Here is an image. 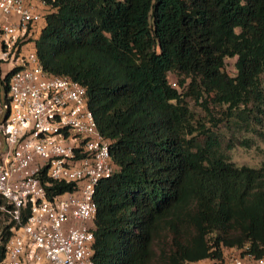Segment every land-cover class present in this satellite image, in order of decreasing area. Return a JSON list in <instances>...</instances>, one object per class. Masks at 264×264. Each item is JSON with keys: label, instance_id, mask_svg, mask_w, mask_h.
<instances>
[{"label": "trees", "instance_id": "obj_1", "mask_svg": "<svg viewBox=\"0 0 264 264\" xmlns=\"http://www.w3.org/2000/svg\"><path fill=\"white\" fill-rule=\"evenodd\" d=\"M41 1L43 25L19 38L15 55L32 49L47 74L83 86L97 131L111 140L115 169L92 196V263H221L223 249L263 257L264 160L230 162L212 129L221 119L195 117L187 99L243 122L264 115V0ZM15 69L0 72L4 114ZM39 178L47 198L73 189L44 169ZM8 209L0 197V264Z\"/></svg>", "mask_w": 264, "mask_h": 264}, {"label": "built area", "instance_id": "obj_2", "mask_svg": "<svg viewBox=\"0 0 264 264\" xmlns=\"http://www.w3.org/2000/svg\"><path fill=\"white\" fill-rule=\"evenodd\" d=\"M47 11L41 0H0V65L16 67L0 120V197L13 221L2 262L93 264L92 196L97 181L115 169L111 140L97 131L83 86L47 74L32 49L15 55L19 38L31 35ZM43 169L48 179L70 182L73 189L47 198ZM217 264H264V256L236 254Z\"/></svg>", "mask_w": 264, "mask_h": 264}, {"label": "rangeland", "instance_id": "obj_3", "mask_svg": "<svg viewBox=\"0 0 264 264\" xmlns=\"http://www.w3.org/2000/svg\"><path fill=\"white\" fill-rule=\"evenodd\" d=\"M233 61L234 58L225 59V71L228 75H233ZM7 66L1 65V71L3 72ZM264 79V75H262ZM169 83L175 82L174 86L177 90L180 89L177 83V77L173 74L167 75ZM264 87V81L262 82ZM4 93L2 86H0V120L4 113V106L2 105ZM188 105L193 112L194 116L207 121L209 117L220 118L215 130L218 138L220 139V145L223 152L227 155L230 162L234 165H246L249 167H257L261 161L264 160V115H261L259 121L256 122L253 116H249L246 122L237 120L235 117H225L224 106H215L211 104L207 105V110H203L200 106L193 102L191 99H187ZM209 127L211 122L206 123ZM230 144V148L226 145ZM2 147L0 141V148ZM225 259L228 260L231 256L236 255V252L223 249ZM208 260V259H207ZM194 263V262H192ZM191 264V263H187Z\"/></svg>", "mask_w": 264, "mask_h": 264}, {"label": "crops", "instance_id": "obj_4", "mask_svg": "<svg viewBox=\"0 0 264 264\" xmlns=\"http://www.w3.org/2000/svg\"><path fill=\"white\" fill-rule=\"evenodd\" d=\"M42 25H43V20L39 21L36 24V26H35V28L33 30L34 32L32 34V38L36 37V35L38 34V32L41 29ZM29 45H30V42L22 45V48H21L22 51L25 50ZM0 72H2V71H0ZM0 76H1V73H0ZM3 117H4V113H3L2 119H3ZM228 251H233V250H228ZM233 252H235V251H233ZM225 260L226 259H225V255H224L223 261H225ZM191 264H217V263L213 262L212 260L203 259V260H199L197 262L191 263Z\"/></svg>", "mask_w": 264, "mask_h": 264}, {"label": "water", "instance_id": "obj_5", "mask_svg": "<svg viewBox=\"0 0 264 264\" xmlns=\"http://www.w3.org/2000/svg\"><path fill=\"white\" fill-rule=\"evenodd\" d=\"M6 114H4V117H5Z\"/></svg>", "mask_w": 264, "mask_h": 264}]
</instances>
